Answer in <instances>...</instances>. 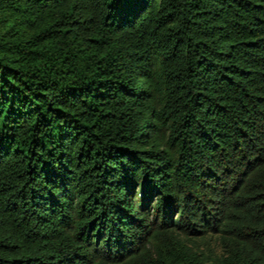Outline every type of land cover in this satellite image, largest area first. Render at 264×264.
I'll return each instance as SVG.
<instances>
[{
  "label": "trees",
  "instance_id": "1",
  "mask_svg": "<svg viewBox=\"0 0 264 264\" xmlns=\"http://www.w3.org/2000/svg\"><path fill=\"white\" fill-rule=\"evenodd\" d=\"M0 264H264V0H0Z\"/></svg>",
  "mask_w": 264,
  "mask_h": 264
}]
</instances>
